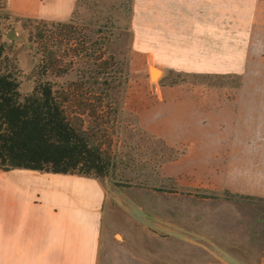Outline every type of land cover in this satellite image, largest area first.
Here are the masks:
<instances>
[{
	"label": "crops",
	"instance_id": "0c3cea01",
	"mask_svg": "<svg viewBox=\"0 0 264 264\" xmlns=\"http://www.w3.org/2000/svg\"><path fill=\"white\" fill-rule=\"evenodd\" d=\"M174 2L183 90L167 98L165 123L151 127L181 149L166 174L183 203L169 205L191 214L204 264H264V0ZM76 3L1 0L11 17L53 22L67 21ZM222 77L229 89L217 84ZM126 189L135 188L0 170V264H105L106 215ZM116 233L122 240L112 231L109 242Z\"/></svg>",
	"mask_w": 264,
	"mask_h": 264
},
{
	"label": "rangeland",
	"instance_id": "374dc122",
	"mask_svg": "<svg viewBox=\"0 0 264 264\" xmlns=\"http://www.w3.org/2000/svg\"><path fill=\"white\" fill-rule=\"evenodd\" d=\"M181 11L182 4L174 0H77L65 21H71L81 40L99 42L98 53H105V60L111 55L115 63L111 66L109 60L106 70L115 89L109 107L85 117L99 129L94 137L111 160L108 181L135 188L117 191L106 215L105 264L205 263L195 256L204 244L189 233L191 214L169 205L183 203L181 195L173 194L178 193L177 186L166 174L168 163L181 149L173 151L158 132L151 131L152 125L166 121L167 98L183 90L182 36L174 34L178 20L173 19ZM52 23L11 17L0 1V44L8 65L16 70L23 96L38 77L34 69L41 43L58 32ZM152 71L157 79L151 76V81ZM89 75L85 58L78 57L67 74L47 79L67 84ZM217 84L229 89V78L222 77ZM112 231H119L123 241L116 233L109 242Z\"/></svg>",
	"mask_w": 264,
	"mask_h": 264
},
{
	"label": "trees",
	"instance_id": "16d2710c",
	"mask_svg": "<svg viewBox=\"0 0 264 264\" xmlns=\"http://www.w3.org/2000/svg\"><path fill=\"white\" fill-rule=\"evenodd\" d=\"M52 26L58 32L41 43V58L34 69L39 74L24 96L0 44V170L107 178L111 160L94 137L99 129L85 117L103 113L110 105L115 89L106 70L109 60L115 65L114 58L105 60L96 40H81L71 21ZM78 57L85 58L87 79L67 84L47 79L67 74Z\"/></svg>",
	"mask_w": 264,
	"mask_h": 264
},
{
	"label": "bare ground",
	"instance_id": "6f19581e",
	"mask_svg": "<svg viewBox=\"0 0 264 264\" xmlns=\"http://www.w3.org/2000/svg\"><path fill=\"white\" fill-rule=\"evenodd\" d=\"M151 76H152V78H153L154 80L157 79V74H156L155 71H152V73H150V78H151ZM152 78H151V81H152Z\"/></svg>",
	"mask_w": 264,
	"mask_h": 264
}]
</instances>
